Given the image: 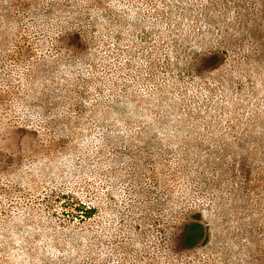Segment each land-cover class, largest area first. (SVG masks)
Segmentation results:
<instances>
[{"label":"rangeland","instance_id":"rangeland-1","mask_svg":"<svg viewBox=\"0 0 264 264\" xmlns=\"http://www.w3.org/2000/svg\"><path fill=\"white\" fill-rule=\"evenodd\" d=\"M0 264H264V0H0Z\"/></svg>","mask_w":264,"mask_h":264},{"label":"trees","instance_id":"trees-1","mask_svg":"<svg viewBox=\"0 0 264 264\" xmlns=\"http://www.w3.org/2000/svg\"><path fill=\"white\" fill-rule=\"evenodd\" d=\"M90 213V212H89ZM195 232H200L202 233V229H196L193 225L190 226L189 228V231L187 232V234L185 235V239H186V242H191L193 240V235H194V230ZM198 234V233H197Z\"/></svg>","mask_w":264,"mask_h":264}]
</instances>
